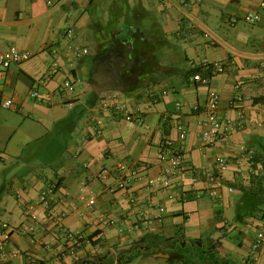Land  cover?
<instances>
[{"label": "crops", "instance_id": "0c3cea01", "mask_svg": "<svg viewBox=\"0 0 264 264\" xmlns=\"http://www.w3.org/2000/svg\"><path fill=\"white\" fill-rule=\"evenodd\" d=\"M186 1L0 0V49L27 54L0 80V239L17 250L14 264H264V249L251 251L264 222V20L226 21L260 11V0ZM217 63L207 84L191 80ZM211 93L226 130L208 145ZM105 99L124 100L130 116L101 107ZM165 139L184 160L167 185ZM102 168L110 174L99 179ZM120 174L128 189L115 187ZM62 228L83 240H65Z\"/></svg>", "mask_w": 264, "mask_h": 264}, {"label": "built area", "instance_id": "2783aa9c", "mask_svg": "<svg viewBox=\"0 0 264 264\" xmlns=\"http://www.w3.org/2000/svg\"><path fill=\"white\" fill-rule=\"evenodd\" d=\"M182 4H186V0H181ZM260 11H254V12H246L240 17L238 16H229L227 18V23L230 25L235 24L239 19H242L245 22L253 23L257 22L259 20H264V0H260ZM192 25L189 24L187 26V30L191 31ZM71 30L68 29L66 33H69ZM69 48L71 49L72 53L75 55L79 54H86L88 53L87 48H80L77 46L69 45ZM27 54L25 52H22L19 48L16 46H9L6 49H0V80L4 79L7 75V71L9 67L21 59H23ZM205 71L197 70L191 75V80L197 84H207L209 82V79L212 75L218 73L221 71L222 65L220 63L214 64V65H204ZM245 84L244 81H239L235 84L236 88H239L240 85ZM73 81L67 77L63 81L62 88L65 91H72L73 90ZM31 97L37 100H42V96L39 93V90L37 88H33L30 91ZM241 97L238 95L236 97V100L240 101ZM261 104L264 106V96L261 101ZM11 103L9 100H4L2 102V106H10ZM99 105L103 108H108L116 112H121L127 116H130L129 109L127 107V104L122 99H115L114 101H111L110 103L106 101H101ZM179 105V103H177ZM206 118L203 122V129L200 133V137L203 140L204 143L208 145H212L215 143L216 139L219 138L224 134V131L221 130V121L219 118V107H218V96L217 94L211 93L209 95V99L206 103L205 108ZM239 117L242 119L244 117V112L242 110H239ZM134 118L139 122L141 120L140 117L134 116ZM260 127L264 129V122L259 123ZM176 127L178 130L181 131V137L184 138L186 135V130L183 127V125L179 122L176 124ZM227 130L234 129V126L230 125L228 122H226ZM160 152L162 156V160L165 162V166L161 172L160 179L163 182V184L167 185L168 179L173 174L180 172L184 168V160H183V154L181 149L175 145L174 141L171 139H165L160 147ZM226 162L225 159L220 156L217 160V168L223 169L225 168ZM201 175L204 176V178L208 182H215L217 181V174L209 167L204 166L201 168L200 171ZM109 171L106 168H102L98 174L97 177L99 179L105 178L109 175ZM196 178H194L195 180ZM131 176L128 174H120L116 178L115 187L119 189H128L131 185ZM149 183H152V180L149 179ZM57 187L56 182L50 183L48 186H46L44 189H42L38 195V200L40 203L47 204L51 201L52 196L54 195L55 189ZM209 194L213 197H215L218 193L217 191V185L216 187H211L208 189ZM34 209L33 204L31 203H23V214L25 217H28L32 214V211ZM63 216V214L57 215L56 218L59 219ZM63 236L65 240H73L76 243H79L83 240L84 235L82 233H74L66 228H62ZM9 238L8 236H3L0 239V264H14L12 262V257L17 254V250L14 248H9ZM264 249V222L262 225L256 230L255 237L251 243V251L254 253L258 249Z\"/></svg>", "mask_w": 264, "mask_h": 264}, {"label": "rangeland", "instance_id": "374dc122", "mask_svg": "<svg viewBox=\"0 0 264 264\" xmlns=\"http://www.w3.org/2000/svg\"><path fill=\"white\" fill-rule=\"evenodd\" d=\"M99 6V4H96V7ZM97 11H99V8H96Z\"/></svg>", "mask_w": 264, "mask_h": 264}, {"label": "trees", "instance_id": "16d2710c", "mask_svg": "<svg viewBox=\"0 0 264 264\" xmlns=\"http://www.w3.org/2000/svg\"><path fill=\"white\" fill-rule=\"evenodd\" d=\"M205 252L203 251V254H204Z\"/></svg>", "mask_w": 264, "mask_h": 264}]
</instances>
